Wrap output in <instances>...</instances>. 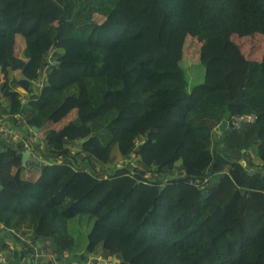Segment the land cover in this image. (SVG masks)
<instances>
[{
	"label": "trees",
	"instance_id": "trees-1",
	"mask_svg": "<svg viewBox=\"0 0 264 264\" xmlns=\"http://www.w3.org/2000/svg\"><path fill=\"white\" fill-rule=\"evenodd\" d=\"M257 34L264 0H0V125L31 133H0V264H35L42 244L58 264H264V54L232 39ZM190 37L220 83L188 88L169 48ZM63 105L76 115L47 128ZM25 143L46 160L35 180ZM80 214L95 217L85 247L70 227Z\"/></svg>",
	"mask_w": 264,
	"mask_h": 264
},
{
	"label": "rangeland",
	"instance_id": "rangeland-1",
	"mask_svg": "<svg viewBox=\"0 0 264 264\" xmlns=\"http://www.w3.org/2000/svg\"><path fill=\"white\" fill-rule=\"evenodd\" d=\"M8 9H9V6H8ZM95 18L98 22H101L104 19L101 15H95ZM18 19L19 18H12V21H18ZM41 20H42V22L47 21L46 18H41ZM37 21H39L38 18H37ZM14 26H15V22H14L13 27ZM232 39L235 42H237L238 44L240 42L241 45L240 44L239 45L241 46L243 52L249 58L258 59V58H261L262 54H264V39L259 34L253 36L252 38L237 37L234 35V36H232ZM166 44H170V42L167 41ZM171 45L173 46V48L172 49L169 48L170 51L175 53L176 56L180 57L181 65L185 68V72L187 73V77H188V81H189L188 88L191 89L197 83L208 81L207 75H206L208 68L205 67L199 60L201 42H199L198 39L190 37V38H188V40L184 46H179L173 42H171ZM23 46H24V41H23L22 37L19 36L18 40H17L16 49H17V54L20 56L22 55V52H23ZM59 52L62 53V50H59ZM54 53H55V51L52 54H49L48 58L54 59L55 58ZM75 115H76L75 108L72 107L70 111H69V108H61L58 112L55 113L54 117L52 118V120L48 124V126L51 125L50 128L54 127L55 129H59L62 126H64L69 120H71ZM12 129H14L15 131H18L19 134H21L23 138L26 137V135H29V133L26 132V125H24L22 123L21 119H20V122L16 126H13ZM44 131H45V129H41L39 131V133H40L39 138L37 140H34L36 142H39L42 149L44 147L46 149V146H45L46 144L44 143L43 137H42V135H44ZM12 143L14 144V142H12ZM24 147H27V145H24ZM42 153L45 154V151H43ZM30 155L31 156L34 155L32 150L30 151ZM35 155H36V153H35ZM117 156H118V148L115 146V147H113V158H115ZM33 158L36 159V161H38V163L35 161L34 169H33L37 172V175H38L39 174L38 166L42 165L46 160L41 159V158L38 159V156H34ZM128 161L133 162L132 159H129ZM115 162L117 164L116 167H121L122 165L126 164V162H123V164H121V160L119 161V159H117V161H115ZM242 163L244 165H246L245 161H242ZM138 166H140V165L138 164ZM30 168H33V164H31ZM30 168H27L23 171L22 177L25 179L34 180L33 175L29 173ZM86 169H88V168H86ZM98 169H99V167H98ZM105 169H108V168H104V170ZM69 170H70L69 172L72 171V173L75 171V169H73V168H70ZM106 172H107V174L111 173V170L110 171L106 170ZM106 175H104V176H106ZM64 183H65V181L62 180V182L58 183V184L62 185ZM94 219H95V217L90 216L88 214H80L75 220H72L70 222L72 234L74 235L75 239L80 244V246L85 247L87 235L90 232V230L92 229ZM19 235H20L22 240L23 239L28 240L27 235H23L21 233ZM7 242L9 244L13 245V247L15 246L12 243L13 241L11 239L8 238ZM47 247L44 244H42L40 251H39V256L34 257L35 258V262H34L35 264H45L46 262H51L53 260L55 261L56 258H53L51 251L47 250V249H49ZM10 253H11V251L8 248H7V251L2 252L3 255H6V254L10 255ZM32 255H33L32 253H29V257H32ZM96 259H97V261L91 260L90 264H108V261L101 260V257H97ZM23 260L24 259H22V258L19 259V261H23Z\"/></svg>",
	"mask_w": 264,
	"mask_h": 264
},
{
	"label": "built area",
	"instance_id": "built-area-1",
	"mask_svg": "<svg viewBox=\"0 0 264 264\" xmlns=\"http://www.w3.org/2000/svg\"><path fill=\"white\" fill-rule=\"evenodd\" d=\"M44 75H45V73H44ZM42 83H43L42 79H40V80L37 81V85H41ZM7 117H8L7 114H3L1 112V114H0V120L3 119V118H6L7 119ZM254 119H255V114H253V113L252 114H247V115H242V116H236V117L232 118L231 120L226 121V123L224 125L225 126L224 128L225 129H228L230 127V125L238 126V125H240L243 122L249 123V122L254 121ZM223 124H224V122L219 123L215 127L214 132H215V136L216 137L221 136V133L223 131V129H222ZM12 128L8 124L3 123V124L0 125V133H2V135L4 137H6L8 140L24 141V138L22 137V135L19 134L18 131H15ZM25 145H27V144H25ZM30 253H32V251H30ZM34 254L32 256H34V257L39 256V253H36L35 255ZM101 260H103L102 257H101ZM0 262H5V257L2 256V255H0ZM53 264H58V261L55 260L53 262Z\"/></svg>",
	"mask_w": 264,
	"mask_h": 264
},
{
	"label": "crops",
	"instance_id": "crops-1",
	"mask_svg": "<svg viewBox=\"0 0 264 264\" xmlns=\"http://www.w3.org/2000/svg\"><path fill=\"white\" fill-rule=\"evenodd\" d=\"M56 52H59V49H57L56 50ZM14 73V72H13ZM13 73H11V74H13ZM207 74V80L208 81H205V82H207V83H210V84H214V83H220V78H221V76L223 77V72H221L220 70H217V69H208V71L206 72ZM86 95V93H85V91H82V96H85ZM61 108H69V111L71 110V106H69V105H63ZM60 108V109H61ZM59 109V110H60ZM58 110V111H59ZM57 111V112H58ZM3 114H5V113H3ZM55 115V114H54ZM54 115L53 116H51V118H49L48 119V121H47V128H50L51 127V125L50 126H48V124L51 122V120H52V118L54 117ZM63 127V126H62ZM52 128H54V127H52ZM55 129V128H54ZM60 129V128H59ZM27 130V129H26ZM39 131L40 130H36L35 132L37 133V138L36 137H34V138H36V139H38L39 138V136H40V133H39ZM27 132V131H26ZM30 133V132H29ZM39 133V134H38ZM31 134V133H30ZM42 137H43V135H42ZM25 144H27V143H25ZM4 146V144H2L1 142H0V150L2 149V147ZM29 150L31 151V148H29ZM25 151V150H24ZM33 156H38L37 155V153H36V155H35V153L33 152ZM30 160V159H29ZM35 161H36V159H35ZM34 169V167L33 168H30V174H32L33 175V179L35 180L37 177H38V175H37V172L35 171V170H33ZM69 173L70 172H68L65 176H64V178H63V180L64 181H66L67 179H68V177H69ZM62 182V181H61ZM63 185V184H62ZM62 185H59V184H57V185H55V186H53L52 188H51V190L49 191V193L47 194V198L48 197H50L51 195H53ZM8 241V238L6 239V242Z\"/></svg>",
	"mask_w": 264,
	"mask_h": 264
},
{
	"label": "water",
	"instance_id": "water-1",
	"mask_svg": "<svg viewBox=\"0 0 264 264\" xmlns=\"http://www.w3.org/2000/svg\"><path fill=\"white\" fill-rule=\"evenodd\" d=\"M22 78H24V76H22ZM246 123H242L241 125H245ZM88 138H90V136H88L86 139H82L81 140V142L83 143V142H85V140H87ZM222 146H224V144H222ZM218 148H219V146H218ZM231 152V154H233L234 156H238V153L236 152V151H233V150H231L230 151ZM29 159H30V150L29 149H27V150H25V152L23 153V157H22V163H23V165L24 166H26V164H27V162L29 161ZM259 171V168L257 169V172ZM254 172L253 171H250V174H253Z\"/></svg>",
	"mask_w": 264,
	"mask_h": 264
},
{
	"label": "clouds",
	"instance_id": "clouds-1",
	"mask_svg": "<svg viewBox=\"0 0 264 264\" xmlns=\"http://www.w3.org/2000/svg\"><path fill=\"white\" fill-rule=\"evenodd\" d=\"M53 59H50V61H52ZM22 92H24V90L23 89H20ZM243 123H247V122H243ZM27 149H29L28 147H25V150H27ZM25 152V151H24ZM30 157H31V155H30ZM10 247L12 248L13 247V245H11L10 244ZM0 255H2V256H4L1 252H0ZM5 257V256H4Z\"/></svg>",
	"mask_w": 264,
	"mask_h": 264
}]
</instances>
